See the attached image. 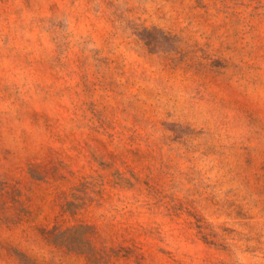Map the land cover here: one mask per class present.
Segmentation results:
<instances>
[{
    "label": "clouds",
    "instance_id": "clouds-1",
    "mask_svg": "<svg viewBox=\"0 0 264 264\" xmlns=\"http://www.w3.org/2000/svg\"><path fill=\"white\" fill-rule=\"evenodd\" d=\"M51 3L58 9L47 11ZM8 7L16 15L11 33L0 18V152L42 142L46 128L28 123L36 111L50 113L61 130V108L84 111L80 88H53L18 66L28 47L21 37L33 47L42 41L41 56L69 71L77 60L85 71L106 64L120 92L113 106L126 110L118 117L125 138L162 160L164 191L182 208L163 233L167 244L205 228L215 264H264V192L248 181L251 162L264 157V0H15Z\"/></svg>",
    "mask_w": 264,
    "mask_h": 264
},
{
    "label": "rangeland",
    "instance_id": "rangeland-1",
    "mask_svg": "<svg viewBox=\"0 0 264 264\" xmlns=\"http://www.w3.org/2000/svg\"><path fill=\"white\" fill-rule=\"evenodd\" d=\"M10 2L15 0H0L9 33L16 15ZM57 9L55 3L47 7ZM20 40L28 47L18 66L53 88H80L84 111L60 109L66 130L50 113L36 111L28 123L46 128L42 142L23 153L0 152V264H215L209 243L215 240L205 228L189 229L187 238L181 233L174 247L164 240L169 222L180 221L183 211L164 191L162 160L125 138L118 117L126 110L113 106L120 92L107 65L85 71L77 60L69 71L41 56L42 41L33 47L32 40ZM77 115L84 127L76 124ZM248 181L264 192V157L251 162ZM198 247L209 251L198 255Z\"/></svg>",
    "mask_w": 264,
    "mask_h": 264
}]
</instances>
